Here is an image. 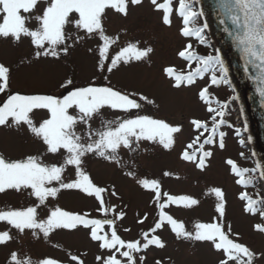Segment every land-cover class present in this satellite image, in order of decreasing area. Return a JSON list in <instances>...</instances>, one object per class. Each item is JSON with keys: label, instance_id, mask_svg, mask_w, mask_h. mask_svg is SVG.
I'll return each mask as SVG.
<instances>
[{"label": "snow or ice", "instance_id": "6c2138e0", "mask_svg": "<svg viewBox=\"0 0 264 264\" xmlns=\"http://www.w3.org/2000/svg\"><path fill=\"white\" fill-rule=\"evenodd\" d=\"M149 2L154 11L162 12V24L170 27L174 0ZM198 2L178 0L175 11L182 18L180 34L185 38L194 37L201 45H207L205 30L209 25L206 22L198 24L199 18L205 15L202 9H196ZM143 4L144 0H0V39L11 38L15 43L29 39L35 49L33 59L36 61L41 58L61 60L70 56L81 44L97 41L95 48L88 47L87 51L96 54V73L108 81L97 85V76L94 75L88 83L78 86L73 78H66L59 85L64 90L61 95L22 94L11 91L12 70L0 62V94L6 97L0 102V128L26 131L44 146L41 153L28 154L19 159H10L0 153V194L8 191L21 195L26 193L35 200L27 207L0 209V222L10 226L0 231V246H7L15 239L12 229L19 234L29 231L37 239L42 234L47 241L51 234L59 230L77 231L82 228L101 251L95 257L97 264H145L146 256L137 254L151 247L166 248V241L158 233L167 227L177 241L210 245L218 255L217 264H257L258 260L264 264V251L258 253L242 243L240 233L233 232L232 224L226 222L227 199L222 187H211L207 193L215 198L216 215L210 222L195 221L189 230L184 221L170 213V208L176 206L191 210L201 201L191 195L163 192L159 179L139 177L132 170L135 164L130 166L122 155V152L137 153L144 142L171 152L183 130L181 124L140 114L144 107L140 101L154 105L155 100L135 91L118 89L111 85L109 76L104 75L133 63H151L155 51L153 46L146 42L141 46L139 40H126L121 46V33L126 35L127 30L121 29V33L110 35L105 24L110 11L126 18L131 8ZM213 12L223 33L240 53L244 70L248 71L249 65L256 70L253 79L260 85L258 91L264 97V0H214ZM33 21L35 26L30 27ZM117 47L119 50L113 54V49ZM177 55L186 62L188 70L178 71L174 65L163 69L172 88L191 86L198 78H203L204 73H211V85L229 83L226 79L228 68L219 49L215 55L202 56L193 50L191 43H187ZM198 98L211 114V127L206 120L191 119L196 135L180 152L179 159L194 164L203 172L214 154L211 148L206 150L205 146H217L221 150L226 146L225 133L218 132L225 121L217 119L224 116L223 108L226 106L220 105L219 111L211 107L213 101L209 86L199 90ZM106 108L124 115L114 120H101V127L94 128L93 122L103 116ZM39 112H45L47 118L37 121L35 117ZM48 155L59 156L60 161L46 162L44 157ZM89 156L115 165L139 188L152 193L151 202L155 205L157 218L152 227L141 231V239L126 241L119 234L117 222L127 216V206L106 202V196L117 197L115 185L109 188L94 181L86 170ZM225 163L236 178L235 183L245 189L238 197L243 202L244 213L259 216L264 221V195L260 190L255 195L247 191L249 186L256 187L258 182L264 181V165L249 169L241 167L233 159H227ZM69 167L74 169L75 178L66 181L65 172ZM162 175L171 177L174 174L164 171ZM62 191H75L94 199L98 203L96 211L102 218L92 217L87 211L66 210L59 205L49 207V199H57ZM44 209H47L46 216L41 215ZM137 217V224L143 225L148 220V213L143 216L137 213ZM253 229L264 234V222L255 223ZM123 231L130 232L131 229L124 228ZM68 255L75 264H85L80 256ZM8 264H33V261L30 257L22 258L17 251H11ZM36 264H61V261L45 257ZM155 264H162V261L156 260Z\"/></svg>", "mask_w": 264, "mask_h": 264}, {"label": "rangeland", "instance_id": "374dc122", "mask_svg": "<svg viewBox=\"0 0 264 264\" xmlns=\"http://www.w3.org/2000/svg\"><path fill=\"white\" fill-rule=\"evenodd\" d=\"M177 7L178 0H174L170 27L162 24V12L154 11L149 0H144L142 6L131 8L126 18L110 11L105 22L110 35L121 33V29L127 30L126 35L121 33V46L126 40H139L141 46H144L146 42L155 49L150 64L133 63L130 66L121 67L119 71L112 74L105 72L104 75L109 76L111 85L123 91H135L138 94L147 95L155 100L154 105L140 101L144 105L140 114L152 115L183 126L182 132L177 137L175 148L171 152L163 150L159 145L144 142L137 153L122 152V155L130 166L135 164L136 167L132 170L136 171L139 177L159 179L163 192L170 195H191L201 201L199 206L191 210L176 206L170 208V213L184 221L189 230L195 221L210 222L216 215L215 198L207 193L211 187H222L227 199L226 222L232 224L233 232L240 233L242 243H246L258 253L262 252L264 251V234L254 231L253 225L264 221H261L259 216L244 213L243 202L238 197L239 193L245 189L235 183L236 178L230 173L229 166L225 163L227 159H233L241 167L254 168L246 137L244 134L241 135L243 130L241 116L236 107H230L234 101L232 92L223 82L211 85L210 73H204L203 78H198L193 85L181 89L172 88L170 81L163 74V69L172 65L178 71L188 70L186 62L177 55L187 43H191L193 50L199 55L206 56L211 53L210 48L201 45L194 37L185 38L180 34L183 23L182 18L175 11ZM29 26L34 27L35 22L33 21ZM96 43L97 41H88L81 44L70 56L61 60L41 58L36 61L33 59L35 49L29 39L24 38L20 43H15L11 38L0 39V62L5 63L12 70V92L61 95L64 90L60 89L59 85L66 78H73L78 86L88 83L94 75L97 76L95 80L97 85L108 83L96 73V54L87 51L88 47L95 48ZM118 50V47L114 48L113 54ZM217 76L219 77L218 74ZM205 86H209L213 101L211 107L219 111L220 105L226 106L223 108L224 116L217 117L218 120L225 121L218 132L225 133L226 146L223 150L217 146H205L206 150L211 148L214 154L208 162V168L201 172L194 164L180 160L179 154L196 135L190 124L191 119L206 120L211 127V114L207 112L204 102L198 98L199 90ZM5 98L3 94H0V102ZM123 115L119 111L106 108L103 110V116L93 122V127H101V120H114ZM35 118L39 121L41 118H47V114L39 112ZM81 130L78 129V131ZM43 147L26 131L17 132L0 128V153L7 158L19 159L28 154H38L43 151ZM44 159L49 163L60 161L59 156L48 155ZM86 170L100 186L111 188L115 185L117 197L106 196V202L120 207L127 206L125 208L127 216L123 221L117 222L121 237L126 241L141 239V231L152 227L157 218L155 205L151 202L152 193L139 188L134 180L123 175L119 168L103 161L102 158L87 157ZM164 171H171L174 175L164 177L162 175ZM74 178V169L69 167L65 172V180ZM247 191L250 195H255L257 192L253 188H248ZM34 203V198H29L26 193L21 195L8 191L0 194V209L8 207L19 209ZM55 205L75 212L87 211L92 217L102 218L96 211L98 203L75 191H62L57 199L50 198L49 207ZM137 213L141 216L148 213V220L143 225L137 224ZM41 215L46 216L47 209L42 210ZM9 227L4 222H0V231L7 230ZM124 228H130L131 231L124 232ZM11 234L15 239L7 246H0V264H8L11 251H17L22 258L30 257L33 264L45 257L55 258L61 261V264H75L70 260L69 253L80 256L85 264H97L95 257L101 254L97 244L89 239L87 231L82 228L77 231L59 230L51 234L47 241L42 234L39 239L32 237L29 231L19 234L12 229ZM158 234L166 241L167 247L164 249L151 247L144 253H138L137 256H146L145 264H155L156 260L162 261V264H217L218 262V255L210 245L177 241L167 227ZM257 264H261V261L258 260Z\"/></svg>", "mask_w": 264, "mask_h": 264}, {"label": "water", "instance_id": "95a60500", "mask_svg": "<svg viewBox=\"0 0 264 264\" xmlns=\"http://www.w3.org/2000/svg\"><path fill=\"white\" fill-rule=\"evenodd\" d=\"M213 4L214 0H199L195 7L204 11L205 15L200 17L199 21L201 25L205 22L209 25L205 30L206 38L214 54L217 49L220 50L228 68L227 85L241 115L243 134L256 168L264 165V97L258 91L260 85L253 79L256 70L250 65L248 71L244 70V61L232 45L231 39L223 33L222 26L213 12ZM259 184L264 195V181Z\"/></svg>", "mask_w": 264, "mask_h": 264}, {"label": "trees", "instance_id": "16d2710c", "mask_svg": "<svg viewBox=\"0 0 264 264\" xmlns=\"http://www.w3.org/2000/svg\"><path fill=\"white\" fill-rule=\"evenodd\" d=\"M198 24H201V23L198 21ZM197 41H198V40H197ZM207 41H208V40H207ZM204 46L210 48L209 41H208V44H207V45H204ZM210 50H211V49H210ZM210 55H215L214 52H213L212 50H211ZM210 74H211V73H210ZM217 74L220 75L219 72H217ZM224 84L227 85V83H224ZM231 106H232V108H234V106H235L234 101H232V105H230V107H231ZM253 175H257V173H253ZM248 188H253V189H256L257 191L260 190V192H261L259 182L256 184V187L249 186Z\"/></svg>", "mask_w": 264, "mask_h": 264}, {"label": "bare ground", "instance_id": "6f19581e", "mask_svg": "<svg viewBox=\"0 0 264 264\" xmlns=\"http://www.w3.org/2000/svg\"><path fill=\"white\" fill-rule=\"evenodd\" d=\"M243 133V132H242Z\"/></svg>", "mask_w": 264, "mask_h": 264}]
</instances>
